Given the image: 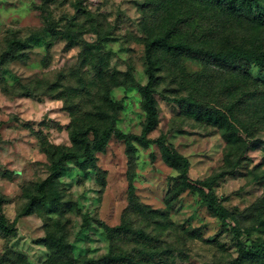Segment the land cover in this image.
Listing matches in <instances>:
<instances>
[{
  "label": "rangeland",
  "instance_id": "obj_1",
  "mask_svg": "<svg viewBox=\"0 0 264 264\" xmlns=\"http://www.w3.org/2000/svg\"><path fill=\"white\" fill-rule=\"evenodd\" d=\"M244 14L240 20L189 0H0V55L12 40L26 44L0 73V201L14 224L10 233L0 230V264H114L109 254L126 257L122 264H233L235 239L202 197L186 190L170 198L178 172L156 144L129 148L112 136L93 161L62 166L53 181L57 207L39 203L24 212L49 172L45 149L72 147L75 119H97L106 97L120 103L116 126L140 133L147 38L173 27L174 35L205 48H264V25L251 20L253 11ZM46 26L77 39L54 36ZM158 76L159 122L148 137L163 136L188 158L194 184L225 171L213 182L219 202L244 241L262 238L264 69L240 60L223 68L165 58ZM165 95L193 96L202 109L218 107L233 117L220 127ZM101 222L123 223L129 232L109 233ZM48 233L64 254L51 258L53 248L43 242Z\"/></svg>",
  "mask_w": 264,
  "mask_h": 264
},
{
  "label": "trees",
  "instance_id": "obj_2",
  "mask_svg": "<svg viewBox=\"0 0 264 264\" xmlns=\"http://www.w3.org/2000/svg\"><path fill=\"white\" fill-rule=\"evenodd\" d=\"M196 3L198 6L204 5L210 7L223 15L235 17L240 20L246 19L244 11H253L251 20L258 24L264 25V4L262 0H189ZM47 31H50L54 36H61L67 41L77 39L74 34L64 32L62 30L46 26ZM39 35L33 36L38 37ZM24 48L25 42L21 43L12 40L5 51L0 55V73L4 70V65L8 59L20 58L17 53L18 46ZM94 46V45H91ZM165 58L173 60H180L181 58L187 59H200L205 62H214L219 66L231 67L236 61L252 62L264 69V48L244 47L236 44L229 49H212L205 48L203 45L195 43L186 38L176 36L173 34V27L164 29L162 33L150 36L145 41V60H146V73L147 82L139 86L141 95V106L145 113V121L142 125L140 133H124L116 126V113L120 108V103L114 101L110 97L105 98V107L98 111V118L83 117L82 119H75V124L70 131V141L72 147L57 148L48 147L45 151L49 155V167L47 176L37 183V194L32 196L26 206L24 214L37 204H51L57 207L59 204V194L53 188V181L59 175L62 166L68 161L79 162V159L85 158L89 161L94 160V153L103 151L112 136L119 140L124 141L129 148L132 147L133 142L147 147L150 144L158 145L161 153L162 160L170 167L177 170L176 176L177 184L172 190L170 198H176L186 190L197 192L203 199L207 211L216 217L222 228L233 236L238 248V255L233 260V264H264V236L257 240L249 239L243 240V233L238 228L237 221L234 219L233 214L226 207H224L218 200L214 190L213 182L223 177L226 172L220 171L213 175L199 181L192 183L188 178L189 160L180 152L171 149L166 143L163 136L151 139L148 137L149 133L158 125L159 122V109L156 100V85L158 83V71L163 64ZM166 102L174 103L176 105L188 107V110L196 112L199 116L206 117L213 124L224 127L226 122H231L229 117L223 113L218 107H210L202 109L201 103L193 96H163ZM104 121V124H99ZM236 131V129H235ZM235 131L232 133L240 138L239 134ZM243 136V135H242ZM246 138V137H245ZM243 140V139H242ZM247 142L246 139L243 140ZM237 166V161L234 162ZM132 189V187H130ZM49 193V199L47 196ZM37 201V202H36ZM20 216V215H18ZM104 229L109 232H129L125 224L121 223L117 226H108L101 222ZM0 230L3 233H10L14 230V224L9 223L2 211V202L0 201ZM138 237L141 240H152V237H147L143 232H138ZM43 242L53 248L51 258L56 255L64 254V246L58 244L55 236L48 233ZM109 262L114 264H122L126 261V257L122 255L106 256Z\"/></svg>",
  "mask_w": 264,
  "mask_h": 264
}]
</instances>
